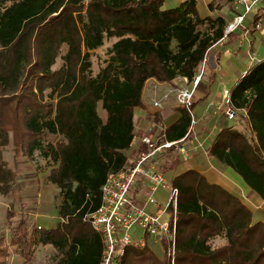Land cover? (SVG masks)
<instances>
[{
  "label": "trees",
  "instance_id": "trees-1",
  "mask_svg": "<svg viewBox=\"0 0 264 264\" xmlns=\"http://www.w3.org/2000/svg\"><path fill=\"white\" fill-rule=\"evenodd\" d=\"M162 3L0 0V194L11 191L15 177L3 158L12 143L16 155L41 151L47 180L61 195L55 226L29 228L20 222L8 242L0 236V264H6L9 245L28 261L36 246L48 245L58 254L57 264H99L102 238L88 227L86 216L100 205L107 174L149 149L142 143L131 147L134 109L143 107L146 81L171 84L185 77L191 82L225 36V19L200 14L197 0L167 9ZM217 7L207 5L210 11ZM112 38L94 73L95 51ZM205 88L200 80L191 109L206 97ZM228 96V103L209 106L218 130L206 153L239 174L264 202V60L239 76ZM228 106L245 130L234 127ZM146 115L161 123L157 114ZM190 121L186 108L175 107L160 132L159 143L177 141L158 153L165 174L182 163L179 140L187 146L196 137L195 131L187 134ZM172 178L178 188L174 255L167 239L159 244L161 254L146 241L127 246L122 264H264V221L253 219L232 185L211 182L192 167ZM217 237L223 242L214 246Z\"/></svg>",
  "mask_w": 264,
  "mask_h": 264
},
{
  "label": "built area",
  "instance_id": "built-area-1",
  "mask_svg": "<svg viewBox=\"0 0 264 264\" xmlns=\"http://www.w3.org/2000/svg\"><path fill=\"white\" fill-rule=\"evenodd\" d=\"M263 0H236L242 6L241 13L237 14L225 28V33L239 26L245 16L255 11ZM264 20V12L255 22L260 27ZM203 70L191 82L187 78H180L185 85L175 86L167 90L161 97L152 101V106L160 109L164 103L173 96L176 107H183L189 111L191 121L189 132H194L196 124L195 114L191 107L198 82L201 80ZM229 102L227 96L225 103ZM229 119L235 117L230 106L226 108ZM156 124H151L150 130ZM160 136L146 134L140 141L149 147L139 152L117 171L107 174L101 186V202L98 208L87 214L86 220L92 228L100 233L103 250L99 264H122V260L129 245L144 246L146 237L153 242L161 244L163 239L169 241V254L174 255L175 236L177 228V199L178 188L167 180L165 172L158 167V153L176 144L177 141L165 140L158 142ZM179 152L183 159L188 156L184 138L179 140ZM168 191L164 205L162 199L155 197L156 191ZM164 214L168 218L161 220Z\"/></svg>",
  "mask_w": 264,
  "mask_h": 264
},
{
  "label": "crops",
  "instance_id": "crops-1",
  "mask_svg": "<svg viewBox=\"0 0 264 264\" xmlns=\"http://www.w3.org/2000/svg\"><path fill=\"white\" fill-rule=\"evenodd\" d=\"M183 1L185 0L181 2ZM211 3L218 4V7L210 11L207 9V5ZM197 8L199 9V13H203V15H210L212 17L221 15L227 24L242 11V6L237 4L236 0H197ZM263 12L264 0L257 5L254 12L246 15L243 22L235 29L226 33L224 30L225 36L217 41L206 54L204 61L206 77L201 81V84L206 87V97L204 99L207 102L195 114L197 120L195 129H198L196 130L197 134L186 147L191 159H198L196 160V166L192 168L199 170L211 182H220V179H224L228 185H232L233 191L240 196L244 204L250 208V203L256 209L263 208V214L261 215L264 218V202L252 194L250 187L245 182H241L237 174L233 172V169L222 166L207 155V149L203 148L205 139L201 138L207 136L211 138L218 130V127L212 123L211 113H213V109L210 111L209 106L218 107L221 103H224L230 89L237 82L239 76H242L252 66L264 60V20L262 19L260 27H256L254 23ZM178 83H181L180 78L174 79L171 84L160 83L153 78L146 81L142 92L143 107L134 109L137 131L131 145L132 148H137L141 144V137L146 134L160 136L162 128L171 120L176 106L174 105V100H172L173 96L169 97L160 109L153 107L152 101L155 98L161 97L167 90L179 86ZM202 94L204 93L197 91L198 96H202ZM147 113L157 114L160 118L161 123L157 124L152 130H150V127L154 121L152 120V116L148 117L146 115ZM239 130L243 131V129ZM205 159L208 160L209 167L205 163L201 164L202 160ZM214 164H216V167L218 165L219 168H217L221 170L220 172L216 173ZM181 172H176L175 170L173 177ZM252 212L254 216L255 211L253 209ZM261 220L264 221V219Z\"/></svg>",
  "mask_w": 264,
  "mask_h": 264
},
{
  "label": "rangeland",
  "instance_id": "rangeland-1",
  "mask_svg": "<svg viewBox=\"0 0 264 264\" xmlns=\"http://www.w3.org/2000/svg\"><path fill=\"white\" fill-rule=\"evenodd\" d=\"M181 1L182 0H163L162 8H174L178 6ZM205 28L206 26L202 27L203 30ZM114 40V38L107 39L104 44L95 51L94 56L92 57V68L94 73L100 68L103 58L106 57V51ZM60 63L61 61L58 59L54 67H58ZM202 70L203 73L201 81H203L204 77H206V67L204 63L201 65L200 72ZM178 84L185 85L186 82L181 81V83ZM172 100H174V97ZM206 102L207 100L204 99L196 104V106L192 109L193 113L197 114L198 110L205 106ZM99 113L100 115H103L100 107ZM234 120L236 128L245 130V126L239 118H233L232 121ZM232 121L230 122L231 124L233 123ZM196 124L194 126L195 132L198 130L197 128L195 129ZM201 138L205 139L203 148L207 149L211 145L213 137L210 138V136H207ZM198 150L200 151V149ZM188 156H190L189 153ZM3 158L7 161L8 166L14 170L15 177L11 183V191L8 194H0V236L4 237L5 241L8 242L11 229L20 222L24 223L29 228L38 225L45 228L55 226L56 222L59 220L57 210L61 203V195L59 193V189L47 180L49 166L47 160L42 156L41 151H34L31 157L16 155L13 145L10 143L3 150ZM196 160L198 159H191V157L183 159L182 163L178 167V171L176 170V172L184 171L190 166H196ZM203 163L209 167L207 159L202 160L201 164ZM214 166L216 173L221 171L218 169V165V168L216 167V164H214ZM233 172L237 174L235 171ZM173 173L174 171L166 174L169 182L172 181L171 178L173 177ZM237 176L241 182L244 183L241 176L239 174H237ZM210 179L212 180L211 177ZM155 197L162 199V205H164L168 197V191L158 189L155 193ZM254 204L257 205L255 202ZM250 206L255 211L253 216L254 220L259 218L264 219L263 215H261L263 214V208L256 209L253 205H251V203ZM166 218H168V214H164L161 217V220H165ZM87 225L88 227H91L90 223ZM146 241L156 254H161V246L159 244L153 242L150 238ZM211 242L215 246L222 243L223 239L217 237L212 239ZM8 247L9 256L7 257L6 264H57L58 261V254L51 246L48 245L36 246L34 255L29 261L17 253L15 246L9 245Z\"/></svg>",
  "mask_w": 264,
  "mask_h": 264
}]
</instances>
